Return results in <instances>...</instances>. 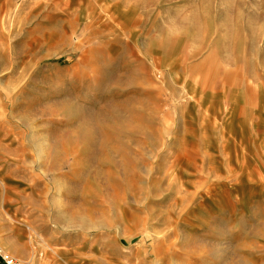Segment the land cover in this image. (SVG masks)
<instances>
[{
    "label": "rangeland",
    "instance_id": "rangeland-1",
    "mask_svg": "<svg viewBox=\"0 0 264 264\" xmlns=\"http://www.w3.org/2000/svg\"><path fill=\"white\" fill-rule=\"evenodd\" d=\"M264 264V0H0V264Z\"/></svg>",
    "mask_w": 264,
    "mask_h": 264
},
{
    "label": "built area",
    "instance_id": "built-area-1",
    "mask_svg": "<svg viewBox=\"0 0 264 264\" xmlns=\"http://www.w3.org/2000/svg\"><path fill=\"white\" fill-rule=\"evenodd\" d=\"M2 262L3 264H30V263L18 262L10 257H5Z\"/></svg>",
    "mask_w": 264,
    "mask_h": 264
},
{
    "label": "bare ground",
    "instance_id": "bare-ground-1",
    "mask_svg": "<svg viewBox=\"0 0 264 264\" xmlns=\"http://www.w3.org/2000/svg\"><path fill=\"white\" fill-rule=\"evenodd\" d=\"M17 261V260H16ZM19 262V261H18ZM26 263H29V262H26ZM30 264H33V263H30Z\"/></svg>",
    "mask_w": 264,
    "mask_h": 264
}]
</instances>
